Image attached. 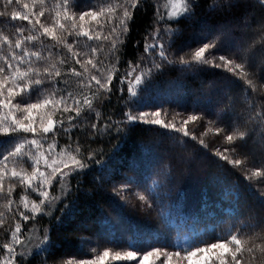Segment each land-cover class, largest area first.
<instances>
[{
    "label": "snow or ice",
    "instance_id": "1",
    "mask_svg": "<svg viewBox=\"0 0 264 264\" xmlns=\"http://www.w3.org/2000/svg\"><path fill=\"white\" fill-rule=\"evenodd\" d=\"M256 3L264 8V0ZM144 6L145 0H92L87 9L78 10L75 0H0V17L6 18L0 23V137L7 138L0 140V209H4L0 210V264H25L30 256L55 255L46 228L33 223L26 231L24 226L36 222L38 216L50 215L55 204L66 202L73 191L72 181L78 182L86 174L90 162H99L97 150L84 154L79 139H73L74 130L94 141L136 124L159 126L179 134L174 139L180 144H186L183 138L187 137L204 149L209 148L205 137H218V146L210 149L218 158L215 163L226 162L231 170L240 172L249 194L264 204V160L258 166L250 165L249 155L243 151L257 130L264 139V105L255 100L264 93V83L258 84L250 72L246 52L229 49V54H223L213 30L203 32L194 48L177 47L176 25L192 17L195 0H152L153 28L145 35L143 53L121 71L118 65L130 22ZM234 6L232 0H213L210 5L213 11ZM16 21L26 24L13 23ZM256 43L264 48V36ZM176 65L181 71L210 67L229 73L224 79L245 94L246 123L231 119L235 116L231 104L217 120L195 113L170 114L162 106L152 110L138 107L148 78ZM72 83L81 91L70 90ZM116 92L124 100L121 117L109 115L102 120L95 101L110 100ZM224 120L228 125L222 127ZM190 124L201 128L199 134ZM62 136H67L69 143L60 144L58 137ZM17 187L21 189L18 199L13 195ZM239 189L236 184L233 194L237 204ZM127 191V186H122L116 195L124 198ZM133 194L143 206L152 207L149 195ZM9 217L13 223L5 227ZM258 228L233 225L214 242L201 240L171 248L129 245L98 252L93 247L90 258L70 257L60 264H193L194 258L197 264H245V254L256 261V253H264V228ZM83 243L87 241L82 242L81 252ZM42 264H47V258Z\"/></svg>",
    "mask_w": 264,
    "mask_h": 264
},
{
    "label": "trees",
    "instance_id": "2",
    "mask_svg": "<svg viewBox=\"0 0 264 264\" xmlns=\"http://www.w3.org/2000/svg\"><path fill=\"white\" fill-rule=\"evenodd\" d=\"M232 2L235 6L231 9L213 11L210 7L213 0H195L192 17L176 25L179 28L176 46L184 50L187 45L194 48L203 32L213 30L223 45L222 53L229 54V49L232 53L245 51L250 72L255 74L258 84L264 83V48L256 43L264 36V8L258 6L256 0ZM75 3L78 10L87 9L92 0H75ZM154 12L152 0H145L144 9L135 12L122 46L118 65L121 71L129 60L136 61L143 53L145 35L153 28ZM5 19L0 17V23ZM246 24L250 27H245ZM242 27L245 29L241 30ZM225 76L230 74L210 67L192 71H181L178 65L166 67L154 73L142 86L137 106L145 110L162 106L170 114L179 112L186 116L195 113L203 115L206 120H217L231 104L235 111L231 119L245 124L248 111L245 94L240 87L230 85ZM237 84L242 82L237 81ZM70 90L81 91L75 83L70 85ZM103 95L101 92L99 97ZM120 95L116 92L110 100L98 98L95 101L102 120L109 115L113 119L121 117L124 100ZM255 100L258 105H264V93L257 95ZM227 125V120L221 123L222 127ZM247 126L253 127L251 124ZM194 127L199 134L201 128L189 125V128ZM72 135L73 139H79L85 155L90 149L97 150L99 162H90L86 174L78 182L72 181L73 191L66 202L55 204L50 215L38 216L36 222L29 221L24 226L26 231L33 223L39 229L46 228L55 253L54 256H30L25 264H42L45 258L47 264H60L70 257L90 258L94 253L89 249L93 247L102 252L105 248L127 249L129 245L171 248L173 245H193L201 240L211 243L233 225L264 228V204L249 194L241 173L231 170L226 162L215 163L218 158L210 149L218 146V137H205L209 148L204 149L187 137L183 138L187 143L180 144L174 139L179 134L168 129L143 124L94 141L78 130ZM3 139L7 138L0 137ZM58 141L60 144L69 143L67 136L58 137ZM243 151L249 155L250 165L258 166L264 160V139L259 130ZM25 161L27 166V158ZM236 184L240 185L238 204L233 194ZM122 186L128 188L124 198L116 195V190ZM20 192L17 187L14 197L18 199ZM133 193L149 195L152 207L143 206ZM12 223L9 217L5 227ZM248 231L251 234V229ZM84 241L87 243H83L81 252ZM32 252H36L34 247ZM256 256L257 260L252 261L245 254V264H264V253L257 252Z\"/></svg>",
    "mask_w": 264,
    "mask_h": 264
},
{
    "label": "rangeland",
    "instance_id": "3",
    "mask_svg": "<svg viewBox=\"0 0 264 264\" xmlns=\"http://www.w3.org/2000/svg\"><path fill=\"white\" fill-rule=\"evenodd\" d=\"M244 29H245V27H242V28H241V30H244ZM133 264H134V262H133ZM185 264H187V262H185ZM193 264H197V260H196V258L193 259Z\"/></svg>",
    "mask_w": 264,
    "mask_h": 264
}]
</instances>
